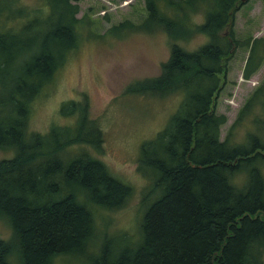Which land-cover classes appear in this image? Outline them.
Here are the masks:
<instances>
[{"label": "trees", "instance_id": "1", "mask_svg": "<svg viewBox=\"0 0 264 264\" xmlns=\"http://www.w3.org/2000/svg\"><path fill=\"white\" fill-rule=\"evenodd\" d=\"M239 3L143 0L146 15L140 22L109 26L113 32L163 31L169 38L158 74L135 81L125 93L164 91L162 96L181 93L183 98L163 128L139 146L138 169L149 180L139 238L112 253L111 239L104 235L89 263L263 264L264 165L258 163L264 147L254 139L243 145L227 136L219 139L225 115L214 112L225 61L238 42L229 31ZM77 11L78 0H0V148L12 152L0 158V218L10 228L8 239H0V264H7L11 253L19 264H52L56 255L87 250L95 234L93 210L118 207L130 192L83 146L71 151L72 144L99 145L84 100L60 104L62 114L73 113L71 125L27 130L32 101L77 46L76 25L82 19ZM198 11L199 22L193 19ZM223 27L227 33L220 32ZM194 33L207 34L209 41L190 50L174 41ZM261 50L254 60L248 53L243 78L257 69L264 46ZM262 87L264 80L238 115ZM243 169L245 182L237 186L234 177L242 179Z\"/></svg>", "mask_w": 264, "mask_h": 264}, {"label": "rangeland", "instance_id": "2", "mask_svg": "<svg viewBox=\"0 0 264 264\" xmlns=\"http://www.w3.org/2000/svg\"><path fill=\"white\" fill-rule=\"evenodd\" d=\"M29 1L36 3L38 0ZM75 15L82 17L76 25L77 46L57 68L52 81L32 101L27 130L45 132L52 124L71 125L73 113L62 114L60 104L70 99L84 100L88 119L96 123L99 145L93 148L88 144H72L71 151L83 146L90 155L104 163L110 174L128 184L130 192L118 207L93 210L95 234L87 250L56 255L52 264H91L89 258L99 248L104 235L111 239L112 253L123 243L135 242L139 238L142 196L149 182L138 169L139 146L163 128L183 98L181 93L162 96L164 91L125 93L135 81L157 75L159 63L169 51V38L163 31H108L109 26L122 20L140 22L146 15L143 0H78ZM193 19L201 21V13L196 12ZM220 32L227 33L228 28L223 27ZM229 33L238 42L225 61L227 71L215 98L214 112L225 115L218 137L227 136L231 142L242 145L254 139L264 147V87L245 112L238 115L240 108L264 80V56L254 73L248 78L242 77L247 55L251 54L254 60L264 46L262 1L241 0L233 10ZM249 37L257 39L248 44ZM174 41L190 50L209 41V36L194 33ZM90 127L87 126L89 134ZM11 154L10 150L0 148V158ZM263 165L264 160H260L259 168ZM243 171V181L241 174L234 177L237 186L245 182V169ZM260 171L264 177V167ZM230 181L233 183L232 177ZM9 235V225L0 218V239L7 240ZM5 262L19 264L17 254H8Z\"/></svg>", "mask_w": 264, "mask_h": 264}]
</instances>
